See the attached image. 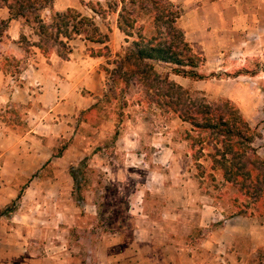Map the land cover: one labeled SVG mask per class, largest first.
I'll list each match as a JSON object with an SVG mask.
<instances>
[{
	"label": "crops",
	"instance_id": "obj_1",
	"mask_svg": "<svg viewBox=\"0 0 264 264\" xmlns=\"http://www.w3.org/2000/svg\"><path fill=\"white\" fill-rule=\"evenodd\" d=\"M111 1L119 0H52L39 7L38 14L47 24L53 14L72 9L97 24L102 18L88 4L108 10ZM169 1L181 11L177 28L192 52L203 57L207 65L213 59L218 60L213 66L223 65L231 57L222 52L233 49V45L245 46L230 54L246 61L252 36L259 38L264 34V0ZM117 15L111 12L115 19L110 27L111 42L123 38L116 25ZM0 20L6 24L0 30V264H84L81 247L68 241L76 223L75 211L67 213L60 206L67 200L64 184L50 183V178H38L40 183H33L30 177L47 162V168L65 161L68 167H74L77 154L73 148L85 125L80 115L92 109L103 93L100 74L94 67L100 57H86L78 52L72 45L76 40L69 42L67 60L55 51L43 55L36 46L39 36L25 19L11 16V11L0 4ZM21 37L28 44V51L22 46ZM8 59L17 61L19 71L5 67ZM174 78L183 87L186 85L178 78L189 81L177 75ZM9 109L21 111V124L4 115ZM71 137L72 142L61 156H54L57 141ZM63 166L53 168V172H64ZM33 191L35 194L29 196ZM21 192L18 210L2 213ZM50 204L55 211H50ZM214 206L204 205L207 210L215 209ZM208 214L204 213L199 226ZM213 217L222 220L218 211ZM158 232V228L140 226L117 230L116 235L150 237ZM141 248H146V252ZM85 251L90 253L91 264H264V258L258 255L264 253V218L232 217L196 243L186 240L135 245L120 239L113 245L92 244Z\"/></svg>",
	"mask_w": 264,
	"mask_h": 264
},
{
	"label": "rangeland",
	"instance_id": "obj_2",
	"mask_svg": "<svg viewBox=\"0 0 264 264\" xmlns=\"http://www.w3.org/2000/svg\"><path fill=\"white\" fill-rule=\"evenodd\" d=\"M129 1L126 0V3ZM115 3L119 1H111L109 5ZM117 8L119 10L120 6ZM173 10L174 7L169 11ZM84 11L90 13L85 8ZM155 15L148 4L140 8L137 3L133 12L135 25L131 30L132 36H125L118 29L123 38L110 41V27L115 23L110 12L104 17L100 16L102 21L94 22L99 33L108 37L104 45L84 42V35L71 38L76 40L72 44L74 48L86 57L95 55L99 50L105 51V57H100L99 63L94 66L100 74L103 93L92 109L80 115L85 125L81 128L82 137L73 148L77 154L73 165L77 169L82 200L74 190L67 161L59 162L61 164L54 167L50 164V168H47V162L30 177L33 183H40L36 181L38 178H50V183L59 181L64 184L67 200L60 206H64L63 210L67 213L75 211L76 223L68 235V241L81 247L84 264H91L90 253L85 249L92 244L113 245L119 243L120 239L135 245L183 243L186 240L196 243L241 210L243 199L235 188L222 179L219 171L211 170L208 150H201L198 144L186 139L187 133L193 135L191 126L171 111L160 109L155 102H150V98L139 91L140 86L135 79L128 80L126 75L117 73L126 52L138 40L137 34L146 39L155 35ZM108 16L111 17L103 21ZM160 31L163 34L167 32L164 24L160 25ZM252 37L246 61H240L230 54L245 48L240 45L223 50L222 53L227 52L231 58L218 68L213 66L218 63L217 59L207 65L205 59L199 56L203 63L195 71L203 79L188 78L189 81H182L178 78L186 86L178 85L195 99L215 103L226 100L233 105L254 133L251 147L264 159V34L259 38ZM150 64L155 73L174 82L176 75L172 69L175 65ZM19 66L16 60L10 59L5 64L12 72L19 71ZM83 93L90 95L88 91ZM5 113L11 121L22 123L20 110L9 109ZM71 142L72 137L57 141L54 155L62 152ZM84 159L85 164L80 166ZM62 166L66 168L64 172H53V168ZM34 194V191L30 192L29 196ZM208 203H214L215 209L207 210L204 205ZM19 205V201L16 202L15 210ZM48 207L51 212L55 211L53 204ZM217 211L221 213L222 220L213 217ZM1 212H5L4 208ZM206 212H209V216L199 226ZM140 226L158 228L159 232L150 237L116 235L117 230L137 229ZM141 251L146 252V248H141ZM258 255L264 258L263 252Z\"/></svg>",
	"mask_w": 264,
	"mask_h": 264
},
{
	"label": "trees",
	"instance_id": "obj_3",
	"mask_svg": "<svg viewBox=\"0 0 264 264\" xmlns=\"http://www.w3.org/2000/svg\"><path fill=\"white\" fill-rule=\"evenodd\" d=\"M49 2L52 0H0V4L11 11V16L22 17L27 24L34 27L39 36L36 46L43 55L55 51L61 59L67 60L71 52L69 41L74 36L84 35L86 41L102 45L108 41L106 35L99 33L92 19L72 9L55 13L49 23H43L38 14L39 7L47 6ZM137 3L140 4V8H143V4H148L156 14L155 35L146 39L140 33L137 34L138 40L134 41L126 52L117 73L126 75L128 80L135 79L140 86L139 91L150 98V102H155L160 109L171 111L182 122L191 126L193 135L187 133L186 139L192 144H198L201 150H208L211 170L219 171L222 179L235 188L243 199L241 210L236 216L264 218V159H261L251 147L254 133L237 109L226 100L215 103L193 98L187 90L170 81L168 77L155 73L150 64L151 62L173 64L176 66L172 69L174 75L193 80L203 79V76L195 71L197 66L203 63V59L192 52L183 32L176 26L181 11L170 1L164 0H130L129 3H126V0H119V3L109 5L108 10L91 3L88 6L101 17L116 12L117 28L125 36H132L131 30L135 25L133 12ZM172 7L175 10L169 11ZM162 24L167 29L164 34L160 31ZM5 27V21L0 20V30ZM21 42L28 51L24 37H21ZM103 51L99 50L91 56L105 57ZM123 69H126L125 72ZM54 156H61V152ZM84 164L85 159L81 161L80 166ZM76 171V167H71L69 174L80 199L82 197ZM20 197L19 193L4 211L14 212L15 204Z\"/></svg>",
	"mask_w": 264,
	"mask_h": 264
}]
</instances>
